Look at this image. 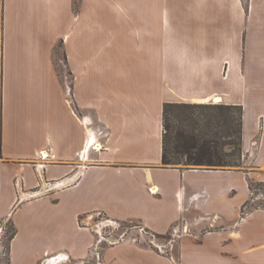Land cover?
I'll list each match as a JSON object with an SVG mask.
<instances>
[{
    "label": "crops",
    "instance_id": "0c3cea01",
    "mask_svg": "<svg viewBox=\"0 0 264 264\" xmlns=\"http://www.w3.org/2000/svg\"><path fill=\"white\" fill-rule=\"evenodd\" d=\"M211 100L242 106L254 168L162 167L163 105ZM254 170L264 180V0H0L7 264L94 262L98 214L181 229L166 253L126 240L100 264H264V209L241 214Z\"/></svg>",
    "mask_w": 264,
    "mask_h": 264
},
{
    "label": "trees",
    "instance_id": "16d2710c",
    "mask_svg": "<svg viewBox=\"0 0 264 264\" xmlns=\"http://www.w3.org/2000/svg\"><path fill=\"white\" fill-rule=\"evenodd\" d=\"M162 126V167L181 166L185 169L241 167L242 106L222 103H165L162 111ZM247 183L251 192L249 178ZM249 200L241 207L242 215L253 209H264L263 206L248 209ZM13 235L12 228L8 242Z\"/></svg>",
    "mask_w": 264,
    "mask_h": 264
},
{
    "label": "rangeland",
    "instance_id": "374dc122",
    "mask_svg": "<svg viewBox=\"0 0 264 264\" xmlns=\"http://www.w3.org/2000/svg\"><path fill=\"white\" fill-rule=\"evenodd\" d=\"M246 1V0H244ZM193 104V103H192ZM205 104H219L216 103L214 100H211L208 103ZM242 152H243V147H242ZM253 152V151H252ZM253 154L249 155V154H245L243 152V156H242V161H241V167H239L238 169L243 170L246 169L248 171H245L246 173L249 172L251 168L253 167ZM252 172H255V174H247V178L246 179H250L251 180V192H250V200L248 203V209L249 208H253V207H257V206H263L264 207V180L262 179L261 176V171L258 170H254ZM255 210V209H253ZM252 211V210H251ZM104 222L103 224H101L100 226V234L97 233V230L99 229L98 227H96V225L98 223ZM110 222H112L110 224ZM114 221L109 220L108 218L104 217V216H99L98 218H95L92 220V224L90 225V228L93 229L96 232V240H99L100 235L105 239L103 240V242L101 244H99L98 248L94 249L92 248V253L94 254L93 250H95V252H97V255L95 254V260L94 262H90L88 264H100V259H101V252H102V247L103 246H108V245H112L114 243L120 242V235L127 231V239L129 238H136V240L138 239H143L146 241V243H150V240H155L154 242L157 243H164L166 244V246H171L168 244V242L174 238V242H172V244L174 243L176 245V241L178 239V237L181 236V229H180V225H176L173 229L172 232L169 234H165V235H154L150 232H148L147 230L145 231V235L144 236H140V234L137 231V228H134L132 230V227H128L127 225H123L122 223H113ZM5 226V223H3ZM3 224H0V264H7L8 263V237L10 236V233L12 232V228L11 226H9L8 224H6V227L3 229ZM211 226V225H210ZM178 229L179 233H177L174 237L172 236V234L174 233V229ZM209 228H204V231L208 230ZM107 241V242H106ZM96 242V241H95ZM113 242V243H111ZM94 245V244H93ZM168 246L166 248H168ZM166 253V250L163 251L162 253ZM57 264H75L74 262H69L68 259L63 260V261H59ZM80 264H85V263H80Z\"/></svg>",
    "mask_w": 264,
    "mask_h": 264
},
{
    "label": "built area",
    "instance_id": "2783aa9c",
    "mask_svg": "<svg viewBox=\"0 0 264 264\" xmlns=\"http://www.w3.org/2000/svg\"><path fill=\"white\" fill-rule=\"evenodd\" d=\"M47 157V155H43L42 154V158H46ZM99 216H102L101 214H98V217ZM217 218L216 217H214V218H212V220L213 221H215ZM104 222H101V223H98L97 225H96V227H98L99 229L97 230V233H99L100 234V226H101V224H103ZM112 222H110V224H111ZM113 223H115V222H113ZM135 228H137V231H138V233L140 234V236L142 237V236H144L145 235V229L144 228H142V227H135ZM134 228H132V230H133ZM131 230V231H132ZM127 231H125V232H123L121 235H120V242H123V241H126V240H131V241H136V238H129V239H127L128 237H127V233H126ZM183 232H187V228L184 226V228H183ZM177 233H179V230L178 229H174V233L172 234V236L174 237ZM103 240H105L101 235H100V238H99V240H96V242L94 243V245L92 246V248H94V249H96V248H98V246H99V244H101L102 242H103ZM155 240H150V244H151V246L155 249V250H157L158 252H160V253H162L163 251H165V250H167V246H166V244H164V243H157V242H154ZM107 242V241H106ZM172 242H174V238L173 239H171L169 242H168V244L169 245H172ZM111 243H113V242H111ZM117 243H119V242H117ZM117 243H114V244H117ZM114 244H112V245H114ZM111 245V244H110ZM93 252H94V255L96 254L97 255V252H95V250H93Z\"/></svg>",
    "mask_w": 264,
    "mask_h": 264
},
{
    "label": "bare ground",
    "instance_id": "6f19581e",
    "mask_svg": "<svg viewBox=\"0 0 264 264\" xmlns=\"http://www.w3.org/2000/svg\"><path fill=\"white\" fill-rule=\"evenodd\" d=\"M215 102H216V103H219V100H216Z\"/></svg>",
    "mask_w": 264,
    "mask_h": 264
}]
</instances>
